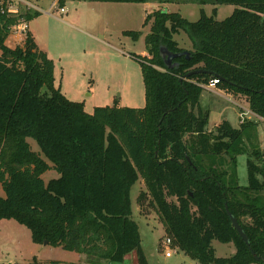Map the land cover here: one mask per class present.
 <instances>
[{"label":"trees","instance_id":"trees-1","mask_svg":"<svg viewBox=\"0 0 264 264\" xmlns=\"http://www.w3.org/2000/svg\"><path fill=\"white\" fill-rule=\"evenodd\" d=\"M207 3L213 15L202 11L193 23L162 10L145 19L144 25L151 22L144 39L147 56L131 55L141 69L143 108L115 103L88 114L82 102L68 100L54 86L53 62L28 32L22 46L6 45L13 27L39 13H2L10 3L0 0V221L13 220L30 231L33 243L77 253L86 264H122L131 253L134 264H147L130 201L131 188L141 179L137 202L159 216L171 247L199 264H264L258 124L246 121L234 129L222 120L208 132V114L199 109L201 85L217 79L216 90L241 97L253 114L264 116V0ZM222 5L234 9L216 21V7ZM180 31L192 50L169 69L160 48L185 51L174 40ZM123 35L136 41L141 33ZM192 71L200 73L183 79ZM27 139L51 166L31 151ZM239 156H246V186L239 185ZM49 170L58 178L44 183L41 176ZM225 206L249 246L233 229ZM212 241L232 244L234 255L216 258Z\"/></svg>","mask_w":264,"mask_h":264},{"label":"rangeland","instance_id":"rangeland-1","mask_svg":"<svg viewBox=\"0 0 264 264\" xmlns=\"http://www.w3.org/2000/svg\"><path fill=\"white\" fill-rule=\"evenodd\" d=\"M40 7L38 17L29 22V30L34 33V43L53 62L55 66V84L58 86L63 77L64 91L74 99L84 103V111L92 113L96 107H119L141 109L145 105L144 88L141 69L138 61L131 55L147 56L144 39L149 33L151 22L144 25L148 15L157 10L168 13H178L188 22H196L203 13L212 16L213 6L207 0H168L163 4H105L98 2H78L65 0L70 11L75 15L74 25H68L59 7L53 14L46 11L53 0H29ZM163 1V0H162ZM199 1L206 3L201 4ZM162 3V2H161ZM112 8H105L110 6ZM37 9V8H36ZM232 6H217L214 19L223 21L228 18ZM34 10V9H33ZM115 17V22L109 20V12ZM25 10H20L19 13ZM87 24V25H86ZM89 24V25H88ZM140 32V37L134 41L123 33ZM12 30V34L17 33ZM18 34V33H17ZM178 46L192 50L188 37L180 31L174 35ZM17 35L9 36L6 45L14 48L19 45ZM185 50V51H190ZM85 86V90H84ZM69 97V96H68ZM199 109L207 112L206 131L210 132L222 121H227L234 129L239 126V109L247 110L248 104L241 97L225 94L218 90H203L200 95ZM258 142L264 150V123H257ZM32 152L43 158L40 149L33 139H27ZM44 159V158H43ZM45 160V159H44ZM46 163L51 164L45 160ZM246 156L237 158V173L240 186L247 185ZM58 174L49 170L41 179L48 183L57 179ZM144 189L140 179L130 191L132 220L138 226L141 248L147 264H199L184 255L177 248L167 246L166 236L159 216L147 210L146 204L140 206L137 202L139 192ZM0 197L4 192L0 186ZM174 202V199H168ZM216 258H229L235 253L232 244L211 242ZM170 253L166 257V253ZM134 253L129 254L122 264H134ZM61 262L74 264L85 262V257L74 252L65 251L60 247L35 244L30 231L13 220L0 221V264H50Z\"/></svg>","mask_w":264,"mask_h":264},{"label":"crops","instance_id":"crops-1","mask_svg":"<svg viewBox=\"0 0 264 264\" xmlns=\"http://www.w3.org/2000/svg\"><path fill=\"white\" fill-rule=\"evenodd\" d=\"M57 1L58 0H53V2L51 3V5L49 6V8L47 9V11H46V14L47 15H52L53 14V11L55 10V9H52L51 10V7L55 4V6L56 7H58L57 6ZM62 2H63V6H62V8H64L67 12H66V14H65V16L67 17L66 18V20L64 21V20H61L63 23H65V24H68V25H74L73 23H75V15L73 14L72 16L70 15L69 16V14H70V11H69V9L67 8V6L65 5V0H61ZM73 1V0H72ZM9 3H10V5H13L14 7H16L17 8V10H18V12L20 11V10H26V11H28V12H30V11H34V12H40V7H38V5H33V3L31 2V1H29V0H9ZM105 4H118V3H105ZM111 5L110 6H106L105 8H112L111 7ZM147 5H149L148 3H147ZM27 6H30L31 8L30 9H28V7ZM37 8V9H36ZM34 9V10H33ZM107 12H109V20L113 23V22H115V17L113 16V14L112 13H110V10H107ZM29 22L28 23H24V26H25V28H26V30H25V33H29L31 36H32V38L34 39V33H32L30 30H29ZM87 25V24H86ZM89 25V24H88ZM16 29L17 28H21V25H18V26H16L15 27ZM13 29V30H16V29ZM18 33V34H17ZM17 33H14V34H12V30H11V33H10V35L9 36H12V35H17V39H19L20 40V42H19V45H17V46H22L23 45V42H24V38H25V33L24 34H22L20 31H18ZM8 36V37H9ZM7 40V39H6ZM38 48V47H37ZM180 48V47H179ZM182 49V48H181ZM38 50H40V51H42V52H44L43 51V49H41V48H38ZM185 50H190V49H185ZM63 81V77L61 78V80H60V84L58 85V86H56V84H55V66H54V86L56 87V88H59L60 89V91H61V93L68 99V100H70V101H73V102H82V101H79L78 99H74L71 95H73V93H69V94H71V95H67L66 94V92H68V91H64L65 89H66V87L65 86H63L62 85V82ZM84 90H85V86H84ZM69 96V97H68ZM84 104V103H83ZM89 114H91V113H89Z\"/></svg>","mask_w":264,"mask_h":264},{"label":"built area","instance_id":"built-area-1","mask_svg":"<svg viewBox=\"0 0 264 264\" xmlns=\"http://www.w3.org/2000/svg\"><path fill=\"white\" fill-rule=\"evenodd\" d=\"M27 7H28V9L31 8L30 6H27ZM55 8H56V6L54 4L51 7V10L55 9ZM59 11L62 15H65L67 12L64 8H60ZM1 12L2 13L6 12L7 14H12V15H16L19 13L17 8L14 7L13 5H9L5 11H4V9L1 8ZM20 25H21V28L16 29L15 27H13L11 30H13L15 28L17 31H20L22 34H24L25 30H26L24 23H21ZM217 83H218L217 79H214V80L209 81L208 84L201 85V87L203 90H208L209 92H212V90H216L215 86ZM238 119H239V124H243L246 121H254L257 123L258 122L264 123V116L263 117L257 116L255 114H253L249 109H247V110L239 109ZM165 243L167 246H171V241L169 239H166ZM170 255L171 254L168 252L165 254L166 257H169Z\"/></svg>","mask_w":264,"mask_h":264},{"label":"water","instance_id":"water-1","mask_svg":"<svg viewBox=\"0 0 264 264\" xmlns=\"http://www.w3.org/2000/svg\"><path fill=\"white\" fill-rule=\"evenodd\" d=\"M166 13V12H163ZM160 54L164 60V64L166 67H168L169 69L173 68L174 66H176V64H173L172 61L176 58L185 56L186 58L189 57V53L186 51H183L181 53H170L168 52L166 49L164 48H160ZM195 73H200V71H192L189 72L183 79H185L186 77L195 74ZM225 210L226 213L229 217V220L231 222V225L233 227V229L237 232V234L239 235V237L243 240V242L245 243L246 246H249V240L247 238V236L245 235V233L243 232L241 226L238 224L237 220L228 212L227 207L225 206ZM43 245H47V242H44ZM256 260H258V258L255 257Z\"/></svg>","mask_w":264,"mask_h":264}]
</instances>
